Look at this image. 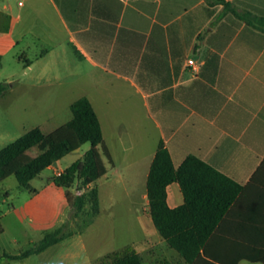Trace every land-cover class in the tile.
I'll use <instances>...</instances> for the list:
<instances>
[{
    "label": "crops",
    "instance_id": "0c3cea01",
    "mask_svg": "<svg viewBox=\"0 0 264 264\" xmlns=\"http://www.w3.org/2000/svg\"><path fill=\"white\" fill-rule=\"evenodd\" d=\"M233 9L250 13L254 23ZM24 38L28 50L29 41L40 46L33 59L19 56L29 69L41 63L39 75L59 81L65 62L67 75L91 84L81 96L89 97L103 129L104 145L94 147L98 179L108 174L103 153L111 173L120 175L123 191L139 188L145 207L137 223L144 245L138 248L132 241L126 246H133L143 262L172 264L155 258L156 246L165 239L150 213L147 190L160 141L176 167L195 154L245 186L218 234L259 246L264 240V0H14V5L0 0L2 62ZM82 147L48 166L52 173L44 184H31L30 196L4 215L13 214L20 223L29 219L42 235L58 225L70 205L65 188L51 177L91 148ZM95 182L87 188H97L99 210L91 213L88 204L82 216L101 212ZM167 201L170 207L184 202L178 181L167 186ZM229 249L213 247L220 254ZM233 251L238 254L240 246ZM183 263L190 264H178Z\"/></svg>",
    "mask_w": 264,
    "mask_h": 264
},
{
    "label": "trees",
    "instance_id": "16d2710c",
    "mask_svg": "<svg viewBox=\"0 0 264 264\" xmlns=\"http://www.w3.org/2000/svg\"><path fill=\"white\" fill-rule=\"evenodd\" d=\"M226 5L230 6L229 3ZM234 11L254 23L250 13ZM7 86L6 81H0V97ZM70 108L72 118L53 131L46 133L40 126L33 127L0 149V181L10 175H16L20 185L30 189L31 180L44 169L89 142L91 148L85 152L83 158L51 177L56 185L65 188L70 211L73 217L77 218L85 213L88 204L91 213L95 214L99 210L97 188L87 187L101 175L94 147L104 145V135L99 116L89 97L84 95L77 98ZM33 148H37L38 152L29 155L28 152ZM104 151L110 158L106 146ZM174 181L181 184L184 202L179 206L170 207L167 201V186ZM76 182L77 189L73 192L70 188ZM147 190L150 213L159 233L188 263L239 264L242 259H246L250 264H264V240L259 242V246L250 247L218 234L220 223L245 190L242 183L195 154H189L176 167L170 151L164 142L160 141L148 174ZM74 233L66 229V224H58L45 230L37 243L18 253L0 252V264H9L13 260L41 253ZM217 244L229 247L230 251L226 254L214 251L213 247ZM239 246L241 251L234 255V248ZM105 257L111 258V261L103 264H144L141 255L133 246L113 251Z\"/></svg>",
    "mask_w": 264,
    "mask_h": 264
},
{
    "label": "rangeland",
    "instance_id": "374dc122",
    "mask_svg": "<svg viewBox=\"0 0 264 264\" xmlns=\"http://www.w3.org/2000/svg\"><path fill=\"white\" fill-rule=\"evenodd\" d=\"M12 3L14 5V0ZM24 19L25 15L21 21ZM29 42L32 49H27L28 41L24 38L15 53L5 55L0 66V81L8 83L6 91L0 97V149L33 127L40 126L48 133L64 124L72 118L70 102L91 89L89 82L77 83L73 75H67L65 62L61 65L59 81H48L41 77V63H35L31 69L25 66L24 60L19 59V56L23 54L24 58L33 59L40 49V46ZM88 146L91 144L86 142L82 148ZM37 152L38 149L33 148L28 154L34 155ZM102 158L108 166V174L95 182L100 192V214L93 218L87 215L74 218L73 213L68 211L58 224H66V229L75 233L45 251L34 254L31 259L19 263L103 264L111 261L105 254L121 250L132 241L138 248L143 247L144 242L141 240L137 223V216L145 207L141 192L138 187L135 190L123 191L120 175L111 173V163L103 153ZM51 173L52 170L44 169L31 180V184L40 187ZM76 187L77 184H74L70 189L76 192ZM30 194L31 188L21 186L16 175H10L0 181V211L3 216L0 227L4 226L6 229L4 232L0 231V241L9 253H18L42 238L41 229L32 228L29 219L20 223L15 215H4L7 209L20 204ZM89 219L92 221L86 223ZM13 236L16 241H11ZM155 250V258L159 261L168 259L172 264L185 262L181 261L183 259L179 252L165 240L163 244L157 245ZM144 263L149 264L147 261Z\"/></svg>",
    "mask_w": 264,
    "mask_h": 264
},
{
    "label": "built area",
    "instance_id": "2783aa9c",
    "mask_svg": "<svg viewBox=\"0 0 264 264\" xmlns=\"http://www.w3.org/2000/svg\"><path fill=\"white\" fill-rule=\"evenodd\" d=\"M188 63L190 64V65H192V66H196V62H195V60L193 59V58H189L188 59ZM80 192V191H79Z\"/></svg>",
    "mask_w": 264,
    "mask_h": 264
}]
</instances>
